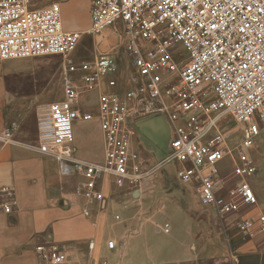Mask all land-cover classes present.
Returning a JSON list of instances; mask_svg holds the SVG:
<instances>
[{
  "label": "built area",
  "instance_id": "2783aa9c",
  "mask_svg": "<svg viewBox=\"0 0 264 264\" xmlns=\"http://www.w3.org/2000/svg\"><path fill=\"white\" fill-rule=\"evenodd\" d=\"M33 0H0V64L31 57L60 56L70 60L85 36L100 37L112 26L122 28L124 53L133 77L124 94L113 76L119 71L114 55H101L81 65L84 89L100 95L97 112L69 108L42 118L33 149L53 157L64 177L79 175L78 193L90 205L106 203V188H138L152 173L134 149L135 123L167 117L173 124L169 150L162 165L177 162V178L196 187L202 206L222 220L256 207L251 180L258 167L250 153L264 133V0H91L86 30H65L62 4L37 7ZM183 47L187 53L182 58ZM69 106L80 91L64 89ZM232 119L241 126V140L226 129ZM98 121L105 142L104 161L78 159L64 144L71 142L78 122ZM13 124L0 141L14 144ZM231 159L230 177L220 178V163ZM14 190L0 188V207L12 213ZM120 216H116L119 219ZM242 236L264 240V215L237 222ZM164 232L169 233L166 224ZM89 243V253L95 251ZM109 250L116 242H107ZM37 264H69L55 244L35 248ZM107 264V262H102Z\"/></svg>",
  "mask_w": 264,
  "mask_h": 264
},
{
  "label": "crops",
  "instance_id": "0c3cea01",
  "mask_svg": "<svg viewBox=\"0 0 264 264\" xmlns=\"http://www.w3.org/2000/svg\"><path fill=\"white\" fill-rule=\"evenodd\" d=\"M68 10V5L63 4L64 25V11L67 13ZM72 30L80 29L68 31ZM3 88L5 85L0 76V133L8 108V103L3 101ZM158 120L156 117L150 122ZM140 122L135 123L137 134ZM88 123L95 125L100 142L102 133L98 121ZM83 125L78 122L75 132ZM149 132L148 137L163 141L169 136L168 126L163 122L152 124ZM37 139L39 141L38 136ZM135 143L134 138V149L143 158L148 151L146 146H135ZM73 145L78 159L94 163L104 161L94 160V154L90 153L94 149L90 144L84 146L85 150L77 142ZM100 146L104 156V143ZM27 148L28 152L0 148V188L14 186L18 200V206L11 214H4L0 209V264H37L35 248L46 243L56 244L65 251L69 264H102L104 261L107 264H264L262 236H242L236 228L239 220L256 218L258 207L240 212L239 216L229 215L224 223L218 222L214 211L201 205L198 192L195 199H190L186 192L177 190L171 198L173 203L161 215L155 203L157 191L146 183L134 190L114 187L113 194L120 200L118 203L107 187L106 212L101 216L97 212L99 205L88 204L72 184L66 183L63 191L56 194L54 184L45 181L44 174L53 170L58 175L59 165L35 151L33 146ZM232 163L229 172H222L223 162L220 163L221 179L232 174L235 166ZM79 181L82 182L80 176ZM63 201L61 208L59 202ZM85 210L89 211L88 215ZM116 216L120 218L116 219ZM166 224L170 226L169 233L163 230ZM48 228L52 232L45 231ZM49 235H52L51 239ZM109 240L116 242L114 250L108 249ZM91 241L96 244L92 255L89 253Z\"/></svg>",
  "mask_w": 264,
  "mask_h": 264
},
{
  "label": "rangeland",
  "instance_id": "374dc122",
  "mask_svg": "<svg viewBox=\"0 0 264 264\" xmlns=\"http://www.w3.org/2000/svg\"><path fill=\"white\" fill-rule=\"evenodd\" d=\"M33 1L34 5L38 7L48 6L55 2H59L62 5L67 4L69 10L67 13L64 11L66 30H71L72 28L86 30L89 27L91 0ZM124 47L125 40L122 36L121 26H118V28L112 26L107 29L103 36L96 38L85 36L77 52L73 54L70 60H64L60 56H47L2 62L0 64V76L5 85V88H3V101L8 103V108L4 115L5 126L0 135L4 134L13 124H16L18 129L14 133V140L17 144L13 146V144H5L0 141V148H15L20 151L28 152L29 149L27 146H35L39 143L37 139L38 126L42 118H53L67 112L69 108L74 107L81 108L85 111H98L100 95L109 90L106 87L95 92H88L84 89V74L81 71V65L86 61L95 60L101 55H114L119 64V71L113 76L119 83L115 91L124 94V92L130 88L129 82L134 75L131 70L130 60L124 53ZM181 49L183 51L181 55L182 58L176 56L177 61H183L187 58L185 49L183 47H181ZM69 84H72L80 91V99L75 106H69L65 100L64 89ZM93 108H96V110L94 111ZM152 119L153 118L141 120L138 134L134 137L136 139L135 146L137 144L141 146L145 145L148 150L147 154L143 156L145 168L147 170H154L138 188L148 183L150 189L157 191V193H155V203H157L160 208L159 213L164 215L168 206L173 203V199L171 198L175 196L177 190H183L190 199H195L197 197V189L193 185L183 184L179 181L177 178V170L179 168L177 162L164 165L161 164L163 157L167 155L169 150V136L172 135L173 124L167 117H159V120L155 122L165 123L166 126H168L169 136L167 135L166 141L158 137L150 138L148 137L150 135L149 129L152 127V124L155 123L153 121L150 122ZM81 123L84 125L77 130V133H74L71 142L64 144L65 148H69L70 150L74 149L73 143L76 142L83 148L87 146V144H90L94 149L90 152L94 154V160L99 162L102 161L104 156L103 149L100 146L101 143H104L105 155V142L103 136L100 138L99 142V134H97L95 125L92 123ZM90 126L91 128H88ZM226 129L236 134L231 144L234 146L239 143L241 140L239 134L241 126L237 125L234 120L229 119L226 122ZM148 133L149 135H147ZM250 155L258 167V174L252 180L255 193L258 197V205L256 207H258L259 210L258 215H264V133L255 147L251 150ZM49 158L58 164L53 157ZM232 167L233 163L231 159H227L223 162L222 172H229ZM230 176L231 174L226 177ZM44 177L45 181L54 184L55 187H53V190H55L56 194H60L63 191L66 183L74 185L76 190L81 184L79 175L77 174L64 177L60 172L56 175L53 170H50L44 174ZM9 187L16 189L14 186ZM113 188L114 186L108 187L107 191L109 194L111 193L110 195L113 199H117L118 203L120 200L113 194ZM106 203L104 206L97 209V212L99 215L101 214V216L106 212ZM17 206L18 200L15 197L12 201L13 212L14 208ZM59 206L63 208L64 201L62 203L59 202ZM256 207L244 208L241 212H248L251 208ZM0 209L6 214L1 207ZM85 211L88 215L89 211ZM239 214L240 212L236 213L237 216H239ZM214 216L216 221L221 222L216 215ZM222 221L224 223V219ZM45 231L52 232L49 228ZM51 236L52 235H49V239H51Z\"/></svg>",
  "mask_w": 264,
  "mask_h": 264
},
{
  "label": "water",
  "instance_id": "95a60500",
  "mask_svg": "<svg viewBox=\"0 0 264 264\" xmlns=\"http://www.w3.org/2000/svg\"><path fill=\"white\" fill-rule=\"evenodd\" d=\"M148 119H151V118H148ZM147 120V119H146Z\"/></svg>",
  "mask_w": 264,
  "mask_h": 264
}]
</instances>
